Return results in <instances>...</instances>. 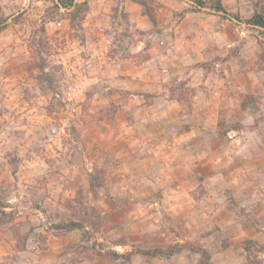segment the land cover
I'll use <instances>...</instances> for the list:
<instances>
[{
	"label": "rangeland",
	"instance_id": "obj_1",
	"mask_svg": "<svg viewBox=\"0 0 264 264\" xmlns=\"http://www.w3.org/2000/svg\"><path fill=\"white\" fill-rule=\"evenodd\" d=\"M123 1L75 0L67 9L0 0V264H199L187 249L112 257L175 244L207 249L213 264H264V28L246 22L264 0L230 12L241 17L228 19L240 45L224 55L214 47L189 77L167 80L168 99L184 109L153 110L164 118L144 126L122 108L126 76L111 68L172 48L173 30L160 23L181 31L227 19L187 0H149L153 23ZM167 7L174 15L161 13ZM88 22L97 24L87 30ZM196 101L215 103V123H195L212 112ZM195 131L197 143L187 136ZM155 133L164 142L152 146L168 158L137 165L152 152L144 136ZM69 222L84 228H58ZM248 241L258 246L248 251Z\"/></svg>",
	"mask_w": 264,
	"mask_h": 264
},
{
	"label": "crops",
	"instance_id": "obj_2",
	"mask_svg": "<svg viewBox=\"0 0 264 264\" xmlns=\"http://www.w3.org/2000/svg\"><path fill=\"white\" fill-rule=\"evenodd\" d=\"M248 1L249 0H235L234 3L227 6L222 0L223 5L229 12H240L241 15L246 6L244 4L248 3ZM122 5H124L125 9L129 12L139 9V7L128 0L123 1ZM160 11L161 13L167 12L168 14L174 15L175 8L169 9L167 7L165 9H160ZM211 18L220 20V17L215 14L211 15ZM221 22L222 24L214 27L210 22L203 20V22L199 21L189 25L188 28L182 29L181 31L175 27V23L173 22L166 21L160 23V28L167 29L169 27L173 30L170 37L165 38L166 41H171L173 43L172 48H164L158 53V48L156 47L153 49L154 53L151 57L146 58L145 60H121L116 63L115 67L111 68V70H113L112 75L113 73H116L118 75L126 76L125 81L119 84L120 90L129 96L128 101L124 103L122 108L124 110L132 111L135 113L134 115L138 116L135 126H144L150 121H155L157 124L164 118V113L161 118H159L158 114H156V117L151 116L153 110L169 111L170 109H176L181 111L184 109V106L178 101L172 98L168 99L169 93L166 88L168 79L172 77H189V71L191 72L196 66L201 67L202 62L205 61L206 53H208V51L212 52L214 47L218 48L217 54L224 55L228 49L241 44L238 35V28L235 23L228 19ZM95 24L97 23H86V29L92 30L95 28ZM143 26L147 27L149 26V23L147 24L145 22ZM88 35L91 36L90 33ZM164 35L165 32L162 34V37ZM241 51L244 54L245 49L242 48ZM96 56V53H94V55L92 53V61H96ZM214 104L215 103L213 102H193L194 108L200 106L201 109L205 108L204 110L206 111H212L210 112V115L206 114L205 117L196 116L194 119L195 123L200 125L204 124L205 126L215 123V111L213 112ZM142 111H146V114L149 117L141 118L140 113L144 114ZM187 136L194 143H197L200 140L197 131L189 133ZM141 137L142 135L136 136V134H132L131 137L126 136L125 138L134 141ZM144 138H146V142H150L152 152L150 151L151 155L146 157L137 156V159H134L137 165L149 167L155 161L168 158L165 155L164 157L159 156L160 152H157L156 147L152 146V143L164 142V138L162 139L161 134H152L151 138L154 140H151L148 135H146V137L144 136ZM183 138H186V136L183 135L181 138L179 137L178 141L184 140ZM191 148L195 150L197 144H193ZM128 158L133 159L132 154L127 156V159ZM161 166L164 167L165 163H162ZM185 167L188 168L190 165L188 166L187 163H185L183 168ZM177 183H179L178 180ZM178 187L184 188L180 183L178 184Z\"/></svg>",
	"mask_w": 264,
	"mask_h": 264
},
{
	"label": "trees",
	"instance_id": "obj_3",
	"mask_svg": "<svg viewBox=\"0 0 264 264\" xmlns=\"http://www.w3.org/2000/svg\"><path fill=\"white\" fill-rule=\"evenodd\" d=\"M130 1L140 4L144 8V12L146 15L149 16L150 20L153 23L156 22L154 13L149 8V4H148L149 0H130ZM190 1H192L199 8L209 7L212 10V12L219 15L223 19L231 18L239 22L241 21V17L238 14L230 13L225 8L222 0H190ZM57 2L60 6L64 8L77 9V3H75V0H68V1L67 0H57ZM246 22L250 24L251 26L264 28V7L263 6L261 7L260 12L256 10L255 14L251 18H249ZM58 228L71 231L75 229H83L84 225L79 222H69V223H64L62 225H59ZM248 244L249 246L246 247L248 251H251L252 248L258 246L256 242L248 241ZM184 249H187L193 253L199 254L200 255L199 264H213L212 254L207 249L196 247L194 245H180V244H175V245H171V246L164 247V248L158 247V248H153V249H140L138 251L129 252L123 255L118 254V253H113L112 257L124 258L127 261H131L132 258L137 254L145 255L148 257H152V258L159 257V256L169 258V257L175 256L181 253Z\"/></svg>",
	"mask_w": 264,
	"mask_h": 264
}]
</instances>
